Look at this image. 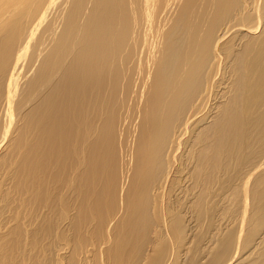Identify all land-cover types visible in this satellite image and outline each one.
Masks as SVG:
<instances>
[{
    "label": "bare ground",
    "instance_id": "6f19581e",
    "mask_svg": "<svg viewBox=\"0 0 264 264\" xmlns=\"http://www.w3.org/2000/svg\"><path fill=\"white\" fill-rule=\"evenodd\" d=\"M55 176V264H264V0H0V264Z\"/></svg>",
    "mask_w": 264,
    "mask_h": 264
},
{
    "label": "rangeland",
    "instance_id": "374dc122",
    "mask_svg": "<svg viewBox=\"0 0 264 264\" xmlns=\"http://www.w3.org/2000/svg\"><path fill=\"white\" fill-rule=\"evenodd\" d=\"M65 180L63 176L62 179H59L57 176L53 178H47V181L51 182L52 185L56 188L55 191H52L45 183V177L43 178V186L37 188V201L34 204L33 202L29 204L26 202L20 211L19 219L22 222L21 237H16L19 242L18 251L11 252L8 257V264H30L33 260L34 264H55L58 260H61L59 257H63L61 248L67 243L65 242L64 237H59V231L56 235V219L59 222V219L53 216V220L49 224H45L44 220L48 215L47 212H42V207L49 204L51 201H69L66 196L67 191L57 187ZM66 192V193H65ZM25 201H29L27 198ZM32 206L37 208V236L33 240L30 233V221H31V212ZM42 212V214H41ZM47 213V214H46ZM40 214V215H39ZM44 216V217H43ZM58 236V237H57ZM33 240V241H32ZM33 242V243H32ZM35 245V247L33 246ZM33 248L34 251H33ZM59 251V252H58ZM59 255V256H58ZM62 255V256H61ZM36 259H35V258ZM57 257V258H56ZM59 258V259H58ZM36 261V262H35Z\"/></svg>",
    "mask_w": 264,
    "mask_h": 264
}]
</instances>
